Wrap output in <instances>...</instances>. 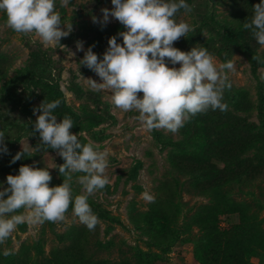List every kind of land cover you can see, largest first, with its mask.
I'll return each instance as SVG.
<instances>
[{"label":"rangeland","instance_id":"obj_1","mask_svg":"<svg viewBox=\"0 0 264 264\" xmlns=\"http://www.w3.org/2000/svg\"><path fill=\"white\" fill-rule=\"evenodd\" d=\"M190 3L192 12L182 10L176 19L189 23L195 31L187 38L181 37L173 46L182 51H190L194 46L206 47L217 65L224 63L215 53L222 50L223 54H230L236 71L227 72L232 87L225 90L223 102L227 103L228 110L210 109L197 114L174 134L146 130L137 119V112L116 109L110 92H93L88 87L87 78L102 81L94 71L79 66L84 51L91 46L102 59L111 36H116L117 42L123 44L122 37L117 35L126 30L123 25L111 16L107 24L100 22L101 9H112L111 0H70L66 8L60 7V0H56V11L62 23L71 24L72 31L61 39L62 45L55 47L43 46L35 34L15 33L7 26L6 15L0 12V131L5 132L4 143L8 149L7 153L0 152V190L7 187V175H17L21 165L49 168L50 187L63 183L58 170V165L64 163L63 158L53 149L37 152L39 133L32 135L37 118L33 108L42 101L60 99L61 105L53 113L57 121L70 116L74 122L70 131L78 135L81 143L91 141L100 145V149L107 152L109 162L105 173L109 185L88 200L99 219L94 231L79 222L70 205L63 222L19 225L6 244L0 245V264H22L35 255L40 259L50 257L52 264H79L82 249L94 259L109 262L128 258L131 264H200L207 257L210 248L202 246L199 229L191 218L202 205L210 203V196L198 193L196 186L220 175L229 177L230 171L239 169L244 173L243 179L250 178L263 164L264 81L260 79V72L264 66L259 65L254 72L253 63L243 48L222 46L224 25L206 18L208 11H215L220 19L230 17L232 10L227 0H191ZM94 17L98 22H93ZM115 24L119 26L113 28ZM94 26L103 33H98ZM77 41L83 43L84 51L77 50ZM247 41L251 47L257 44L255 38H247ZM258 48L259 52L264 51L261 46ZM168 66L173 67L170 62ZM255 132L260 133V141L242 157V162L229 161L228 171L217 172L227 165L220 155H215L217 150L224 146L232 153L240 146H249ZM201 147L206 149L200 151ZM22 148L27 149L25 156L11 163ZM185 164L214 167L211 172L190 174L180 168ZM80 175L82 173L73 175L74 195L84 191L78 183ZM174 179L182 184L177 195L183 203L179 219L182 231L168 238L163 231L164 220L156 222L149 217L143 221L132 214L151 210V203L142 199L143 192H149L155 200L164 197L169 189L161 188L165 183H175ZM232 192L237 200L252 202L257 208V204H261L260 213L264 217V172L253 181L235 186ZM219 220L221 230L226 232L240 222L237 214H222ZM154 228H159L169 241L163 243V235L152 236ZM197 244L199 253H196ZM241 246L252 263H260L259 251L245 241L240 242L235 235L230 238L227 251L234 253ZM5 248L15 254L3 256ZM222 255L221 259L227 260L228 257Z\"/></svg>","mask_w":264,"mask_h":264},{"label":"clouds","instance_id":"obj_2","mask_svg":"<svg viewBox=\"0 0 264 264\" xmlns=\"http://www.w3.org/2000/svg\"><path fill=\"white\" fill-rule=\"evenodd\" d=\"M69 2L60 0V7L66 8ZM111 3L112 9H101L100 22L107 24L111 16L123 25L126 30L117 34L123 44L111 36L102 59L91 46L84 51L81 41L76 44L78 51H84L79 66L94 71L102 81L87 78L91 91L110 92L113 106L125 113L137 112V119L148 131L165 130L174 134L197 114L210 109L228 110L223 95L232 87L227 72L236 71L235 62L227 60L217 65L206 47L194 46L190 51H182L173 46L181 37L187 38L195 31L189 23L176 19L181 10L192 12L193 6L186 0H111ZM0 12L6 15V24L15 33L35 34L45 47L62 45L61 39L72 31L71 24L62 23L56 0H0ZM93 22H98L95 17ZM243 28L250 30L264 48V0L253 6V16ZM252 59L264 64L258 55ZM176 64L180 66L174 67ZM260 79L264 81V69ZM60 105L61 100L56 99L42 101L33 108L37 118L32 135L39 133L37 152L53 149L63 158L64 163L58 165L63 183L50 187L52 176L45 167L21 165L17 175H7V187L0 190V245L6 244L21 224L65 221L70 205L74 216L89 231H94L99 223L88 200L109 185L105 174L109 163L107 152L91 141L81 143L78 135L70 131L74 125L70 116L58 122L53 113ZM5 136L0 131L3 153L8 151ZM26 152L22 148L11 163L22 159ZM76 173H82L78 183L84 190L78 195L73 194L72 188ZM141 196L149 203L155 202V197L147 191ZM14 254L10 248L3 250L5 257Z\"/></svg>","mask_w":264,"mask_h":264},{"label":"trees","instance_id":"obj_3","mask_svg":"<svg viewBox=\"0 0 264 264\" xmlns=\"http://www.w3.org/2000/svg\"><path fill=\"white\" fill-rule=\"evenodd\" d=\"M190 1L191 0H186V3L191 5ZM260 2L261 0H227V3L232 10L230 12L231 15L230 17H222V19L218 17V14L215 13V11L205 12V16L208 20L216 24L224 25L222 46L226 47V49L229 46L231 48L234 45H238L240 48H243L253 63L254 72L257 71L259 65L264 66V64L258 63L253 60L252 57L254 55H258L262 58V60H264V51H258V47L260 46L258 43L253 47L250 46V42L247 41V38L254 39V37L251 35L250 30H245L243 28V24L251 20L253 16V6ZM113 26L118 27L119 25L115 24L112 25V27ZM93 28H95L96 31L98 30V33H103V30L98 29L96 26ZM237 32L241 33V35ZM111 33L113 34V32ZM244 34L247 35L245 36ZM215 53L221 57L223 62L230 60V54H223L222 50H216ZM259 135V132H255L254 140L249 146H240L232 153L229 151V148H225L224 146L220 150H217L215 155H220L221 159L227 164L221 170L217 168V172L228 171L227 168L229 165L227 162L229 161L240 164L242 162V157L245 156V154L252 148L256 147L257 143L260 141L258 138ZM205 149L206 148L201 147L199 150L203 151ZM207 167L200 164H185L180 166V168L187 170L190 174L204 172V170H209V172L213 171L214 166ZM261 172H264V162L261 166H259V168H256L253 171V174L250 173V178L243 179L244 173L239 169L234 172L230 171L228 174L229 177L220 175L213 180L204 181L196 186V191L198 193L210 196V203L202 205L199 208L198 213L191 218L193 221L192 223L196 224L199 229V237L202 238V246H208L210 248L207 252V257H205L200 264H254L249 260L248 255L245 253V249L242 248L243 246H241V249H238L234 253L229 250L227 251V247L230 244V238L234 235L240 242L245 241L249 243L254 250H258V254L261 256L259 264L264 263V217H261L260 213L262 205L257 204L259 206L257 208L252 202L237 200L233 197L232 192L235 186L239 184H246L248 181H253L254 178ZM231 173L234 174L231 175ZM174 182L175 183H165L166 186L161 188V190L164 191L168 188V194L164 197L159 196L161 198H158L154 203H151L152 208L150 211H139L132 214L134 218H139L143 221H147L149 217L152 219L151 221L157 222L159 220H164L165 228L163 231H166L168 238H171V235H177L182 231V228L179 226V219L183 203L177 196L180 192L182 184L179 183L178 179H174ZM222 214H237L240 222L230 227L229 232L222 231L219 223V219ZM189 228H191V226H189ZM151 234L152 236L163 235L165 237L163 243L169 241L167 240L166 235H164L159 228L152 229ZM198 248L199 245L197 244L196 253H199ZM222 253L225 254L226 258L228 257L227 260L221 259L223 256ZM80 255H82V258L79 261V264H131V261L128 258L122 261L113 260L109 262L94 259L83 249L82 252L80 251ZM38 258L39 257L35 255L30 259H26L22 264H52V259L50 257H43L44 260Z\"/></svg>","mask_w":264,"mask_h":264}]
</instances>
